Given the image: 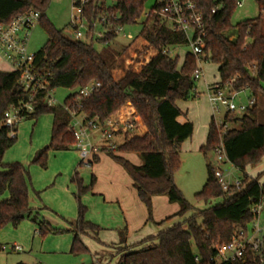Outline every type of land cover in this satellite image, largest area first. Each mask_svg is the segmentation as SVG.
Instances as JSON below:
<instances>
[{
    "label": "trees",
    "instance_id": "obj_1",
    "mask_svg": "<svg viewBox=\"0 0 264 264\" xmlns=\"http://www.w3.org/2000/svg\"><path fill=\"white\" fill-rule=\"evenodd\" d=\"M88 0L83 4V14L93 29V23L101 17L100 24L105 37L98 41L103 45L96 49L91 41L74 39L56 28L46 15L50 0H0V23H9L19 14L30 10L41 13L39 23L47 33V41L36 52L35 64L41 73L48 74L50 87L75 89L62 104L48 105L44 94L35 98V111L27 119L37 121L44 113L53 116L50 143L37 151L33 163L47 168L51 151L74 149L75 135L70 128L71 116L65 109L78 91L92 81L101 83L93 95L81 100L79 109L88 119L104 123L123 106L131 104L142 118L147 131L143 135H127L114 152H108L129 173L140 200L152 217L154 196L165 195L169 202L180 206L176 216H185L193 206L175 183V173L181 167V148L195 131L190 120L182 122L183 111L178 101L197 99V68L195 55L188 51L183 60L172 55L175 46L188 44L183 30L175 29L157 13L162 5L156 3L145 12L148 0ZM203 16L206 36L202 45L204 59L218 67L219 83L232 79L237 91L249 90L256 98L253 107L244 113L226 112L225 122L232 124L223 135L227 161L244 172L239 185L232 184L224 190L216 176V170L208 161V178L196 199L215 204L199 210L185 222H178L148 237L132 248L122 250L116 264H216V244L228 243L238 232L249 231L255 219L252 205L264 197V172L258 177L246 173L247 167L257 165L264 157V122L259 120L263 109L259 101L264 99V0H255L259 14L256 18L232 24V16L239 0H194ZM217 8L215 12L213 9ZM144 16L140 37L159 52L139 71L128 69L116 79L113 70L121 54L114 42L119 27L132 26ZM235 28V36L228 32ZM114 42V44H113ZM29 93L20 84L17 71L0 70V230L7 225L19 226L25 219L39 223V231L61 233L49 228L39 212L30 206L27 168L19 162L4 163L6 151L17 141L18 125L6 126L3 121L11 105L29 100ZM14 132V135L12 133ZM220 129L211 118L207 140L200 151L207 154L220 142ZM120 153H136L142 159L137 165ZM99 161L95 156L94 163ZM84 162L82 161L80 165ZM97 178L92 175L91 185L85 186L79 172L73 181L81 195L93 189ZM79 216L73 224L71 252L87 250L83 240L91 234L99 240L101 228L85 219L86 207L79 204ZM198 216L202 221H198ZM127 228L121 231L126 234ZM157 239L158 242L153 240ZM152 240V242H148ZM263 253L247 251L244 260L221 261L218 264H263Z\"/></svg>",
    "mask_w": 264,
    "mask_h": 264
},
{
    "label": "rangeland",
    "instance_id": "obj_2",
    "mask_svg": "<svg viewBox=\"0 0 264 264\" xmlns=\"http://www.w3.org/2000/svg\"><path fill=\"white\" fill-rule=\"evenodd\" d=\"M155 1L148 0L145 14L149 13ZM107 3L113 4L114 1L108 0ZM73 6V0H50L46 10V15L53 25L64 30L67 35H70L68 25L74 11ZM258 14L259 8L255 0H243V5L237 7L231 21L236 26L241 21L256 18ZM144 19L142 16L137 24L125 26L124 31L114 41L121 53L113 72L116 77L125 74L128 69L139 71L144 65L145 56L151 52L146 40L139 36ZM100 30V25L96 26L95 33ZM93 31L94 28L90 29L89 34ZM81 32L82 40L86 41V28L81 29ZM124 33L132 34L133 39L125 37ZM228 33L235 36V28ZM46 41L47 33L38 23L29 41V51L38 52ZM93 45L96 49H101L103 46L97 40H94ZM171 51L173 56L179 55L182 61L190 48L188 45L175 46ZM207 66L210 69L207 67L205 78L197 80V88L201 93L197 97L199 101L193 104L192 110L194 115L202 113L207 116L206 120L210 121L213 110L205 93V80L208 82L218 80L219 74L217 65L209 63ZM73 92L75 89L57 88L55 94L57 103L62 104L67 95ZM250 98V91L243 90L235 98V103L237 106L248 104ZM190 101L193 102L188 100L181 102L180 105L187 108L189 103L191 104ZM259 104L263 109L259 120L264 122V99L259 101ZM225 112V108H222L217 117L224 115ZM52 124L53 116L50 113L42 114L37 121L22 120L18 124L17 141L6 151L3 161L4 163L19 162L27 168L30 174V206L39 212V218L44 219L49 228L62 232L54 233L51 230L44 235L39 231V223L31 219L23 220L17 227L11 224L5 226L0 230V243L8 245L16 243L22 247V250L1 256L3 264H116L122 250L129 248L133 250L134 245L142 240L156 236L175 223L185 222L199 210L216 203V201H199L195 196L207 181L208 161L214 168H222L225 171L226 180L231 185L241 181L244 176V172L231 162L218 160V153L215 150H210L207 154L201 152L199 147H196L201 140V135L197 131L182 145V163L175 173V183L193 206L192 210L185 216H176L180 209L178 204L169 202L165 195L154 196L150 218L149 211L139 199L129 173L108 152H102L100 161L92 165L85 163L80 165L83 159L76 148L51 151L47 168L33 163L37 151L50 143ZM229 127H232V124ZM138 132L144 133L145 127ZM123 137L118 136L117 142L123 143ZM120 155L137 165L142 164V159L136 153H120ZM76 171L79 172L85 186L91 185L92 175L97 176L93 189L82 194L80 202L77 198L78 187L73 181ZM263 172L264 157L257 165H250L246 170L249 176L255 178ZM80 203L86 207L85 219L98 225L101 230L99 240L91 234L83 236L87 250L71 252L74 236L71 229L78 219ZM197 219L199 222L202 221L201 216ZM260 225L264 228V212L261 215ZM125 228L128 229L127 233L121 235V231ZM248 228L252 231L253 224L250 223ZM240 229L241 227L237 228V231ZM153 241L158 242L157 239Z\"/></svg>",
    "mask_w": 264,
    "mask_h": 264
},
{
    "label": "built area",
    "instance_id": "obj_3",
    "mask_svg": "<svg viewBox=\"0 0 264 264\" xmlns=\"http://www.w3.org/2000/svg\"><path fill=\"white\" fill-rule=\"evenodd\" d=\"M88 0H73V13L68 25L70 36L74 39H82L81 29L86 28V36L91 40H99L105 37V32L100 30L95 33L96 26L104 23L106 17H101L93 23L94 31L89 34L90 28L83 14V4ZM162 8L157 12L168 24L175 29L183 30L188 38V46L197 60V68L194 73L196 80L205 76L204 73V53L202 45L206 32L204 29L203 16L197 10L194 0H156ZM239 6L243 5V0H239ZM217 8L213 9V12ZM41 13L30 10L19 14L9 23H0V56L9 63L12 71L20 74V84L25 92L29 93V100L21 101L18 104L11 105L6 113L3 123L6 126L15 127L22 120L27 119L35 111V98L38 94H44L48 105H57L55 97L56 89L50 87L48 74L41 73L35 64L36 54L29 51V41L34 28L38 25ZM124 31L123 27L118 28V32ZM124 36L133 39L132 34L124 33ZM154 47V46H153ZM155 48V47H154ZM156 49V48H155ZM157 50V49H156ZM157 50V54H158ZM156 54V55H157ZM148 59H145V62ZM232 79L226 84L207 85L206 94L213 110V116L217 127L220 129V142L216 148L218 160L227 159L223 135L230 128L225 122L226 112L244 113L247 109L253 107L256 98L251 97L248 104L237 106L235 98L240 91L232 87ZM101 87V83L92 81L78 91L73 101L64 105L71 116L70 128L75 135L76 141L74 147L79 151L83 162L91 165L95 156L102 152H114L121 144L117 142L118 136L134 135L138 128V121L132 115L123 117L116 112L111 115L104 123L97 119H88L83 113L79 112L82 107L81 100L93 95ZM225 108L224 115L217 117L221 109ZM14 135V132L12 133ZM216 176L224 190H228L230 184L226 176L220 169L216 170ZM240 184V181L235 183ZM251 211L255 216L252 231L240 229L232 240L228 243L216 244L217 250L216 264L228 260H244L247 257V251L263 253L264 251V228L260 225L261 215L264 212V197L252 205ZM8 250L20 251L22 247L18 244L8 246L0 244V253ZM263 260V259H262ZM41 264V263H39ZM264 264V260H263Z\"/></svg>",
    "mask_w": 264,
    "mask_h": 264
},
{
    "label": "crops",
    "instance_id": "obj_4",
    "mask_svg": "<svg viewBox=\"0 0 264 264\" xmlns=\"http://www.w3.org/2000/svg\"><path fill=\"white\" fill-rule=\"evenodd\" d=\"M69 30V29H68ZM234 37V36H233ZM86 40L87 41H91V43L93 44V42H94V40H97V39H94V40H91L90 38H88V37H86ZM97 42H99L98 40H97ZM146 43L148 44V46H150L151 47V52H150V54L149 55H146L145 57V59H148L146 62L145 61H143L144 62V64H147L156 54H157V50L153 47V46H151V45H149V43L146 41ZM207 64H209L208 62H205V64H204V73L206 72V70H207V67H208V69H210L209 68V66H207ZM218 69V68H217ZM0 70H3V71H10L11 70V67H10V65H9V63H7L1 56H0ZM115 70H113V72H114ZM124 74V73H123ZM123 74L121 75V76H119V77H116L115 75H114V73H113V76H114V78H116V79H119V78H121L122 76H123ZM204 78H205V76H204ZM219 80L220 79H218V80H213V81H206L205 80V93H206V90H207V85L208 84H212V83H214V84H218L219 83ZM196 93H197V97H198V95L201 93V91H199L198 90V88H197V91H196ZM204 93V94H205ZM199 101V98H197L196 100H193V102L192 101H190L191 102V104L189 103V105L187 106V108H183L182 107V105H180V103L181 102H185V101H183V100H180V101H178V105H179V107L181 108V110L183 111V116H181V118H180V120L182 121V122H184V121H186V120H190V121H192L193 123H194V126H195V131H194V133L195 132H199V134L201 135V140H200V142L197 144V148L199 147V149H200V147L202 146V145H204L205 144V142H206V140H207V135H208V129H209V124H210V121H208V120H206V115L204 116L202 113H199V114H197V115H194V111L192 110V108H193V104L194 103H196V102H198ZM188 102V101H187ZM196 105V104H195ZM118 113L119 114H121V116H123V117H127V116H130V115H132L133 117H136L137 118V121H138V128H137V130H136V133L135 134H137V135H143L146 131H147V128L145 127V125H144V123H143V120H142V118L136 113V110H135V108H133L132 106H131V104H127V105H125L124 107H122L119 111H118ZM142 127H145V132L144 133H139L138 132V130L139 129H141ZM194 135V134H193ZM100 155L101 154H99L98 156H99V161H100V159H101V157H100ZM95 158V157H94ZM98 161V162H99ZM92 164H94V159H93V161H92ZM91 164V165H92ZM223 172H224V174H225V171L223 170ZM226 175V174H225ZM96 176V175H95ZM96 178H97V176H96ZM231 185V184H230ZM136 189V188H135ZM138 193V192H137ZM139 197V196H138ZM167 197V196H166ZM155 197H153V199H154ZM140 199V198H139ZM167 199H168V197H167ZM0 244H4V243H0ZM14 244H16V243H14ZM5 245H8V244H5ZM13 245V244H12ZM12 245H8V246H12ZM8 252H17V251H14V250H8V251H6V252H1L0 253V264H3V258H1V256H3V255H7V254H9Z\"/></svg>",
    "mask_w": 264,
    "mask_h": 264
},
{
    "label": "bare ground",
    "instance_id": "obj_5",
    "mask_svg": "<svg viewBox=\"0 0 264 264\" xmlns=\"http://www.w3.org/2000/svg\"><path fill=\"white\" fill-rule=\"evenodd\" d=\"M126 117V116H125Z\"/></svg>",
    "mask_w": 264,
    "mask_h": 264
}]
</instances>
